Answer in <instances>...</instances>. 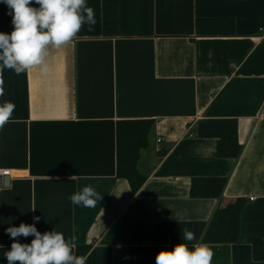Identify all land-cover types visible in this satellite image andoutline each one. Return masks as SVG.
<instances>
[{
  "label": "crops",
  "instance_id": "0c3cea01",
  "mask_svg": "<svg viewBox=\"0 0 264 264\" xmlns=\"http://www.w3.org/2000/svg\"><path fill=\"white\" fill-rule=\"evenodd\" d=\"M86 3L95 25L50 50L47 73L0 76V103L16 106L0 130V169L11 171L0 187V264L13 242L5 230L33 217L41 233L75 235L76 255L90 246L86 264H156L184 227L195 233L190 243L212 250L211 264H264L251 243L264 240V0ZM8 12L0 3V32L12 31ZM123 119L155 121L136 194L117 176ZM229 137L237 157L218 155ZM199 178L227 184L219 198L195 197ZM86 185L102 200L74 206L70 195ZM237 198L246 200L239 242H204L216 210Z\"/></svg>",
  "mask_w": 264,
  "mask_h": 264
},
{
  "label": "clouds",
  "instance_id": "9594fccd",
  "mask_svg": "<svg viewBox=\"0 0 264 264\" xmlns=\"http://www.w3.org/2000/svg\"><path fill=\"white\" fill-rule=\"evenodd\" d=\"M9 9L12 31L0 32V76L5 69L16 75L37 69L41 74L49 70L50 50L69 46L85 24L95 25L94 9L86 0H0ZM38 5L33 6V5ZM4 95L3 80L0 79V97ZM11 101L0 103V130L8 124L15 111ZM103 196L92 185L70 195L74 206L95 207ZM33 209L32 211H34ZM33 224L21 222L18 227L10 226L5 231L13 242L4 252L7 264H86L84 256H77L75 235L65 238L62 232L41 233ZM34 237L30 243H21L19 237ZM195 233L182 229V242L171 250L162 249L156 264H211L212 250L196 242Z\"/></svg>",
  "mask_w": 264,
  "mask_h": 264
},
{
  "label": "trees",
  "instance_id": "16d2710c",
  "mask_svg": "<svg viewBox=\"0 0 264 264\" xmlns=\"http://www.w3.org/2000/svg\"><path fill=\"white\" fill-rule=\"evenodd\" d=\"M155 125L152 119H123L117 121V176L129 181L133 193H137L147 180V175L138 168V162L143 149L151 141ZM168 148L159 150V156H164ZM218 155L221 157H237L241 146L236 137L223 138L218 141ZM227 184L226 178H199L192 183V194L195 197L219 198ZM246 204L243 198H237L226 206L216 210L205 233L204 242L237 243L240 237V216ZM254 257L264 260V240L251 239ZM90 246L77 247V256H86Z\"/></svg>",
  "mask_w": 264,
  "mask_h": 264
},
{
  "label": "built area",
  "instance_id": "2783aa9c",
  "mask_svg": "<svg viewBox=\"0 0 264 264\" xmlns=\"http://www.w3.org/2000/svg\"><path fill=\"white\" fill-rule=\"evenodd\" d=\"M161 141H162V139L158 138V142H161ZM10 175H11L10 170L0 169V187L3 186L5 177L10 176Z\"/></svg>",
  "mask_w": 264,
  "mask_h": 264
}]
</instances>
